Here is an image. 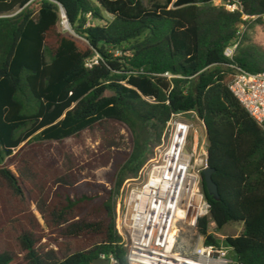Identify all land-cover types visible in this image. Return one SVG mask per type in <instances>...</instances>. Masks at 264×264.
Listing matches in <instances>:
<instances>
[{
  "label": "trees",
  "instance_id": "obj_1",
  "mask_svg": "<svg viewBox=\"0 0 264 264\" xmlns=\"http://www.w3.org/2000/svg\"><path fill=\"white\" fill-rule=\"evenodd\" d=\"M29 1L0 0V264H92L100 255L126 264L117 197L171 115L189 111L206 127L218 188L210 195L202 175L210 213L199 233L241 264H264V134L228 88L233 66L264 72L247 34L264 25V0ZM60 9L70 31L59 28ZM211 220L218 234L230 223L243 230L221 240L208 234Z\"/></svg>",
  "mask_w": 264,
  "mask_h": 264
},
{
  "label": "built area",
  "instance_id": "obj_2",
  "mask_svg": "<svg viewBox=\"0 0 264 264\" xmlns=\"http://www.w3.org/2000/svg\"><path fill=\"white\" fill-rule=\"evenodd\" d=\"M41 1L29 3L38 6ZM225 6L231 12L237 9L235 5ZM60 15L61 22L70 31L63 9ZM243 32L244 27L240 26L236 37L224 48L227 59L234 58ZM96 58L86 66L96 63ZM233 68L236 72L228 88L264 134V72ZM164 76L172 77L169 73ZM206 167V131L197 112L172 114L160 142L138 176L125 181L116 200L115 229L119 245L125 251L126 264H241L230 258L233 249L223 241L219 245L205 244V238L199 233V221L210 213L202 189ZM208 234L221 240L225 238L216 233L212 220ZM98 258L120 264L113 256Z\"/></svg>",
  "mask_w": 264,
  "mask_h": 264
},
{
  "label": "rangeland",
  "instance_id": "obj_3",
  "mask_svg": "<svg viewBox=\"0 0 264 264\" xmlns=\"http://www.w3.org/2000/svg\"><path fill=\"white\" fill-rule=\"evenodd\" d=\"M150 0H143L145 5L149 4ZM160 2H164L165 0H157ZM108 19H110V16H106ZM59 28L61 31H68L65 27V25L60 22ZM245 33V31H244ZM248 37L250 39L251 44L255 45L260 52L264 54V25L253 23L251 28L247 31ZM189 118V117H188ZM70 146L74 149V151L78 152V148L70 141ZM94 146H91L93 148ZM106 169H99L96 171V176L99 182H104V179L106 177ZM79 190L83 192H87L88 188L84 185L79 186ZM124 194V192H123ZM243 230V224L242 223H230L226 225L221 231H219V235L223 237L227 236H238ZM230 258L235 259V253L234 251H230Z\"/></svg>",
  "mask_w": 264,
  "mask_h": 264
},
{
  "label": "water",
  "instance_id": "obj_4",
  "mask_svg": "<svg viewBox=\"0 0 264 264\" xmlns=\"http://www.w3.org/2000/svg\"><path fill=\"white\" fill-rule=\"evenodd\" d=\"M66 20H67V18H66ZM204 128L206 131L205 125H204ZM207 156H208V154H207ZM212 173H213V170L207 164V167L203 171V180H204L203 185L210 195H212L214 197H218V188L212 179ZM92 264H110V263H109L108 259L96 258V259H94Z\"/></svg>",
  "mask_w": 264,
  "mask_h": 264
}]
</instances>
